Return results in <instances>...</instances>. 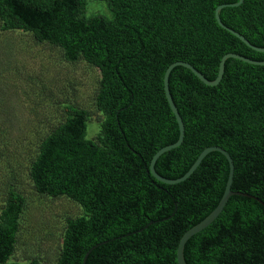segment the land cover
<instances>
[{
	"label": "trees",
	"instance_id": "1",
	"mask_svg": "<svg viewBox=\"0 0 264 264\" xmlns=\"http://www.w3.org/2000/svg\"><path fill=\"white\" fill-rule=\"evenodd\" d=\"M88 1L103 2L109 15L87 14ZM237 2L0 0L2 31L29 33L59 49L65 62H84L99 73L94 107L102 119L95 137L87 138L91 113L65 104L61 121L41 137L27 167L35 193L65 197L82 211L65 220L56 264H82L88 250L105 241L86 264H177L180 237L217 206L229 170L226 159L212 152L179 184H163L147 173L153 155L178 139L163 77L168 66L182 61L213 81L228 53L264 61V52L215 21L219 5ZM219 17L264 48V0H243ZM168 86L184 138L160 156L156 173L177 179L205 148L220 147L233 162L231 190L264 203V66L228 59L213 87L175 67ZM25 204L17 187L8 185L0 209V264H21L10 259ZM184 259L264 264V207L252 198L230 197L216 220L186 243Z\"/></svg>",
	"mask_w": 264,
	"mask_h": 264
},
{
	"label": "rangeland",
	"instance_id": "2",
	"mask_svg": "<svg viewBox=\"0 0 264 264\" xmlns=\"http://www.w3.org/2000/svg\"><path fill=\"white\" fill-rule=\"evenodd\" d=\"M91 13L109 15L99 1H88ZM98 80V71L84 62H65L59 49L35 42L29 33L0 29V209L8 185L26 198L10 262L38 258L56 264L66 218L82 213L65 197L35 193L27 167L41 137L61 121L65 104L91 113L87 138L95 137L102 119L94 107Z\"/></svg>",
	"mask_w": 264,
	"mask_h": 264
},
{
	"label": "water",
	"instance_id": "3",
	"mask_svg": "<svg viewBox=\"0 0 264 264\" xmlns=\"http://www.w3.org/2000/svg\"><path fill=\"white\" fill-rule=\"evenodd\" d=\"M243 2V0H238L237 3H233V4H223V5H219L215 11H214V18L216 23L218 24V26L222 29H224L225 31H227L228 33H230L231 35H233L234 37H236L237 39H239L243 44H245L247 47H249L250 49L256 51V52H264V48L261 47H257L255 45H252L248 40H246L242 35H240L239 33L235 32L234 30L228 28L227 26H225L220 17H219V12L226 7H237L239 6L241 3ZM228 59H236L239 60L241 62L250 64V65H256V66H264V61H255V60H251L249 58L240 56L238 54H234V53H228L225 54L220 62H219V66H218V73L216 78L213 81H209L208 79H206L198 70H196L192 65H190L187 62H182V61H178V62H174L172 63L170 66H168V68L166 69L165 73H164V77H163V86H164V93H165V97L167 100V103L169 105V108L175 118V121L177 123V127H178V139L175 143L167 145L165 147H162L161 149H159L151 158L149 166H148V170L147 173L151 174L157 181L163 183V184H167V185H175V184H179L181 182H184L185 180H187L193 173L194 171L197 169V167L200 165V163L202 162V160L209 154L212 152H218L220 153L227 161L228 163V177H227V181L225 184V188H224V192L217 204V206L214 208V210L208 214L202 221H200L198 224L194 225L193 227H191L190 229H188L179 239L178 241V245H177V249H176V262L177 264H186V261L184 259V248L186 243L196 234H198L199 232H201L202 230H204L205 228H207L211 223H213L216 218L220 215V213L223 211L224 207L226 206L228 200L230 197L232 196H244V197H248V198H252L256 201H258V203L264 207V203L259 200L258 198L246 194V193H242V192H234L231 190V184H232V179H233V171H234V166H233V162L232 159L230 157V155L222 148L220 147H216V146H211V147H207L205 148L196 158V160L194 161V163L191 165V167L187 170V172H185V174L177 179H167L165 177H162L161 175H159L158 173H156L155 171V164L157 162V160L160 158V156H162L164 153L175 149L177 147H179L183 141L184 138V126H183V122L182 119L179 115V112L172 100L170 91H169V86H168V79H169V75L171 73V71L175 68V67H182L185 68L187 70H189L193 75H195L198 80L200 82H202L204 85L206 86H217L224 74V70H225V62ZM153 222H149V225L152 224ZM147 226H145L144 228H146ZM139 231H142V229H140ZM107 241L102 242L100 244H97L95 246H93L90 250H88V252L85 254L84 259L82 264H86V260L87 257L89 255V253L94 250L96 247L105 244Z\"/></svg>",
	"mask_w": 264,
	"mask_h": 264
}]
</instances>
